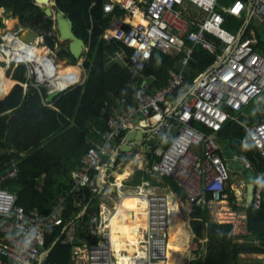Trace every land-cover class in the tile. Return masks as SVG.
<instances>
[{
	"label": "built area",
	"instance_id": "1",
	"mask_svg": "<svg viewBox=\"0 0 264 264\" xmlns=\"http://www.w3.org/2000/svg\"><path fill=\"white\" fill-rule=\"evenodd\" d=\"M80 3L81 0H78L79 9ZM96 4L87 0L84 12L80 9L81 16L86 18ZM227 15L234 18V22L244 19L242 26L235 31L227 29L225 25L232 24L227 20ZM105 17L110 22V28L104 38L117 40L132 49L131 56L119 51L116 58L125 57L128 65L144 69L154 52L159 50L168 54H182V66L171 70L166 84L155 92L142 87L135 94V105L129 106L125 97L117 100L115 105H109L104 116L110 129L100 141H95L88 148L80 165L72 171L74 189L80 191L83 187L91 186L106 198L113 185L116 191L122 193L121 202L123 197L130 195L124 194L123 185L120 188L111 180L105 185L101 183L103 171L119 165L113 166L117 163L118 136L128 131L142 133V152L145 148L155 147L148 144V139L163 137L161 130H170L176 122L178 135L166 149L156 146L153 154L158 159L149 170L175 178L186 189L191 204L208 208L214 222L232 224L234 233L247 232V216L233 208L227 192L230 184H233L234 196L241 204L246 186L241 173L228 167L224 145L216 139V135L230 120H236L234 113L242 112L264 95V53L254 48L258 40L256 30L264 23V0H107ZM137 17L139 22L134 24ZM26 30L18 26L17 30L0 35L3 42L0 43V52L4 49L6 36L22 41L20 35ZM88 32L92 33V29ZM50 37H55V34L51 33ZM44 39L46 37L38 34V42L33 45L40 48ZM217 42L226 45L227 52L191 86L187 85V69L196 49L201 47L215 54L218 51ZM51 53L47 55L48 67L36 68L29 61L7 63L6 75L14 64H25L28 82L23 86L26 89L30 85L40 90L47 88L48 97L55 90L61 95L67 89L84 83L87 77L84 61L77 65L63 62L65 67L78 71L61 74L62 62H58ZM59 77L68 83L65 89H54L48 81L49 78ZM45 104L52 107L54 103L47 100ZM244 126L251 144L264 158V119ZM123 140L128 143L126 136ZM131 151L128 153L134 160L139 152ZM242 158L245 165L252 168L244 155ZM139 169L145 171L146 167L139 165ZM19 171L16 157L0 164V230L6 233L0 238V264H44L46 230L63 224L61 206L65 199L59 198V203L48 214H42L39 210L28 212L18 204V194L5 187L8 179L18 177ZM95 173L97 179L94 178ZM133 194L146 203L144 212L149 256L144 264H166L168 233L175 226L171 201L166 195L157 193L145 179L133 187ZM251 205L257 209L261 207L260 176L255 184ZM103 208L105 211L102 209L101 214L92 220L91 233L98 241L75 248V264H117L112 249V221L116 208L108 214ZM69 241L72 242L73 237L70 236Z\"/></svg>",
	"mask_w": 264,
	"mask_h": 264
},
{
	"label": "trees",
	"instance_id": "2",
	"mask_svg": "<svg viewBox=\"0 0 264 264\" xmlns=\"http://www.w3.org/2000/svg\"><path fill=\"white\" fill-rule=\"evenodd\" d=\"M91 1L97 4L83 18L80 9L84 12L87 0H81L80 9L78 0H57L58 9L72 19L76 36L83 39L89 48L83 62L87 77L82 85L67 89L49 107L45 104L48 100L47 88L40 90L30 85L26 89L23 86L28 82V68L25 64H21L15 71L9 70V77H5L3 68H0V84L4 85L0 89V164L16 157L20 170L18 177L8 179L5 187L18 194V204L28 212L39 210L42 214H48L59 203V198L65 199L61 206L63 224L46 230L44 264H74L72 254L75 247L98 241L91 233L92 220L101 213L104 194L96 193L91 186L83 187L80 191L74 189L72 171L80 165L88 148L95 141H100L110 129L104 111L124 97L128 99L129 106L135 105V94L142 89L144 80L154 79L144 89L155 92L166 84L171 70L182 66V54H168L159 50L154 52L144 69L128 65L123 59L114 60L119 51H125L128 57L131 56L132 49L117 40L108 41L104 38L110 28V22L105 17L107 0ZM2 10L17 18L19 26L46 37L53 51L56 50L60 40V33L58 29L55 30L56 22L45 15L36 0H0ZM227 20L232 22L235 19L227 15ZM5 26L4 18L0 16V28ZM225 26L232 28V24ZM91 29L92 33H89ZM51 33L55 37H50ZM247 35L250 33L247 32ZM256 36L258 40L254 48L264 53V31L256 30ZM216 45L218 51L215 54L201 47L196 49L187 69V85L191 86L227 52L226 45L219 42ZM62 52L74 65L79 63L72 58L68 48ZM11 78L12 83L9 82ZM16 82L19 84L16 85ZM257 103L260 109L255 111L256 115L254 112L246 121L230 120L218 133L219 142L223 145L232 139L240 142L244 147L242 152L245 158L260 176L259 209L253 205L246 207L244 203L238 204L236 196L230 197L233 208L247 216V235L257 241H240L243 236L234 233L232 224L214 222L208 208L192 204L194 212L191 229L197 254L194 264H264V158L251 144L248 130L244 126H251L264 118V103L256 99L251 107L255 110ZM125 136L126 132L118 136L116 147L121 146ZM155 149H148L147 168L145 171L135 170L131 185H139L143 179L151 185H165L186 205L191 204L186 189L175 178L166 175L159 177L149 170L158 159L153 154ZM126 154L119 150L117 161H125L122 157L126 158ZM97 177L95 173L94 178ZM177 203L181 208L176 214V230H170L169 233V245L173 249L170 250L168 264H175L176 254H183L178 264H185L190 252L189 246H177L190 221L183 205ZM5 235L0 230V238ZM69 235L73 237L72 242H69Z\"/></svg>",
	"mask_w": 264,
	"mask_h": 264
},
{
	"label": "bare ground",
	"instance_id": "3",
	"mask_svg": "<svg viewBox=\"0 0 264 264\" xmlns=\"http://www.w3.org/2000/svg\"><path fill=\"white\" fill-rule=\"evenodd\" d=\"M12 22L13 21L7 22L9 29L12 28ZM138 22L139 18H134L133 23L137 24ZM3 47V51L0 52V61H5L9 64L29 61L33 62L36 65V68H40L42 66L48 67V57L42 56L41 49L36 45L24 43L12 36H6L4 39ZM60 68L61 72H64L63 69H72V67H65L63 63L61 64ZM48 81L51 83V86L54 89H65L68 86V83L63 80V77H59L57 79L49 78ZM3 87L4 85L0 84V89H3ZM117 185L122 188L120 184ZM134 198H137V200H135ZM129 199L134 200L135 202L137 201V204L139 206L138 208H140L141 211V214L137 217H134L133 220H131L130 218H120L124 215L129 216L130 212H133L135 215V211L127 206L130 205ZM133 205H135V203ZM135 206L137 207V205ZM145 208L146 203L144 201L140 200L137 196L131 195L124 197L122 201L117 205L116 212L112 221V249L114 258L117 260V264H144L148 259L149 242L145 223ZM174 212L175 213L172 215V219L175 218L177 213V210L175 208ZM170 250L171 247L169 245L166 264H168L169 261Z\"/></svg>",
	"mask_w": 264,
	"mask_h": 264
},
{
	"label": "water",
	"instance_id": "4",
	"mask_svg": "<svg viewBox=\"0 0 264 264\" xmlns=\"http://www.w3.org/2000/svg\"><path fill=\"white\" fill-rule=\"evenodd\" d=\"M36 4L39 5L45 15L52 20H56L58 31L60 33V38L62 42H68V50L73 59L78 61H84L86 58V53L88 52L87 45L85 41L76 36L74 32V23L71 18H69L64 11L58 9L57 0H36ZM20 39L27 44H36L38 42V33L32 30H26L20 35ZM40 49L42 56H47L53 51L50 42L44 39L40 44ZM68 64H72L71 59L66 58ZM154 81L153 78L146 79L142 82V87L151 84ZM19 84L16 82V85ZM58 98H60V92L55 90L48 97L49 103H54ZM138 135L142 138V133L139 132H129L126 135L127 142H133ZM161 135H164L160 139L151 138L148 139V144L153 146H160L166 149L172 141L178 135V123H174L172 128L168 131L166 129L161 130ZM134 148V144L124 143L118 150L121 151H131ZM243 152L240 148V142L235 140H229L224 144V156L228 160V167L234 169L241 173V178L246 186V201L245 206L249 207L254 199L255 184L259 174L250 167H247L242 158ZM115 188V186H110ZM116 189V188H115ZM131 220H133V213L130 212ZM65 230L63 231L64 234Z\"/></svg>",
	"mask_w": 264,
	"mask_h": 264
},
{
	"label": "rangeland",
	"instance_id": "5",
	"mask_svg": "<svg viewBox=\"0 0 264 264\" xmlns=\"http://www.w3.org/2000/svg\"><path fill=\"white\" fill-rule=\"evenodd\" d=\"M0 16H2L3 18H4V24L6 25L4 28H0V35H5V33L6 32H8V31H14V30H17L18 29V23H19V21H18V19L17 18H14V17H12L10 14H6L5 13V11L4 10H2V11H0ZM8 21H13L12 22V28L11 29H9L8 28V25H7V22ZM55 22H56V20H54ZM243 22H244V19H239V20H236L235 22L234 21H232V28H229V27H227L226 26V28L227 29H231L232 31H233V27L236 29V28H240L242 25L241 24H243ZM234 23H236V24H234ZM234 24V25H233ZM56 25H57V23H56ZM58 29V27L57 26H55V30H57ZM235 31V30H234ZM257 31H260V32H263L264 31V23L262 24V25H260V27L259 28H257ZM59 38H60V34H59ZM3 43V42H2ZM0 47H2V45H0ZM64 48H68V44H65V43H63L62 41H61V38H60V40H59V45L57 46V48H56V50L55 51H52V53L50 54L52 57H54L58 62H64L65 63V61H66V57H64L63 55H62V51H63V49ZM2 59H3V57H2ZM117 59H123V60H126L127 61V59L124 57H122V58H116V59H114V60H117ZM80 63H81V61H79ZM20 65V64H19ZM19 65H17V64H14L13 65V67H12V70L13 71H15L18 67H19ZM0 68H4V69H2V70H4V73L6 72L7 73V71H6V69H7V63L5 62V61H0ZM78 71L77 69H74V68H72V69H63V71L64 72H61V73H66V72H70V71ZM0 73H2V72H0ZM5 77H6V75H5ZM7 77H9L8 75H7ZM13 81V79L11 78V80L9 81V82H12ZM47 85H48V83H47ZM63 88H65V87H63ZM260 100V99H259ZM261 103H264V95L263 96H261ZM260 104L259 103H257V108L255 109V110H259L260 109ZM255 110H253V106L251 107V106H248V107H245V109L242 111V112H237V113H234V116H235V119L236 120H243V121H246V120H248V118H250L251 116H253V113L255 112ZM257 112V111H256ZM216 139L218 140V141H220L219 140V138H218V134L216 135ZM141 144L140 145H137L136 147H135V151L136 150H141ZM147 149L148 148H145L140 154H139V156H138V158H135L134 160H132L131 158H132V155L131 154H129V155H127L126 154V158L125 157H122L125 161H126V163L125 164H121L120 162H118L119 164H120V167L121 166H126V164L127 163H130V169H132L131 170V172L133 173L136 169H138V167H139V164H140V162H142L143 163V166H145L146 167V163H147V161H146V155H147V153H146V151H147ZM118 163H116L115 165H113V166H116ZM147 168V167H146ZM110 172H111V168H108V169H106V170H104L103 171V174H104V178H106V176L108 175V174H110ZM235 172H233V174H234ZM129 178H131V177H129ZM110 180H111V183H113V184H115V177L114 176H112L111 178H110ZM109 182V180H107V183ZM234 183H236V182H234ZM159 192L161 193V194H165V195H167L169 192H168V190H166L165 188H163V187H161V188H159ZM245 193V196H244V198H243V201H241L240 203L241 204H243L244 203V205H245V201H246V192H244ZM116 200V199H115ZM118 200H116V202H117ZM231 201V200H230ZM172 202H174V200L172 199ZM188 207V209L190 208V210H193V208H192V206H187ZM194 211V210H193ZM138 216V215H137ZM189 217H191V216H189ZM174 222H175V226L174 227H172L170 230L172 231V230H176V225H177V218H176V216H175V220H174ZM190 221H189V224H188V226L185 228V230H184V232H185V235L181 238V240H179L178 242H177V246H183V248H187V246H189L190 247V252H189V255H188V257L186 258V262H185V264H194V261H196L197 260V254H196V241H195V238H194V235L192 234V229H191V227H190ZM236 233H237V231H236ZM171 249H173L172 247H171ZM176 256V262H175V264H178V260L179 259H181L182 258V256H183V254H176L175 255Z\"/></svg>",
	"mask_w": 264,
	"mask_h": 264
},
{
	"label": "crops",
	"instance_id": "6",
	"mask_svg": "<svg viewBox=\"0 0 264 264\" xmlns=\"http://www.w3.org/2000/svg\"><path fill=\"white\" fill-rule=\"evenodd\" d=\"M260 25H262V24H260ZM19 26V25H18ZM17 26V27H18ZM67 62V61H66ZM259 100V99H258ZM260 100H261V98H260ZM259 100V101H260ZM256 111V110H255ZM255 115H256V112H255ZM264 119V118H263ZM247 125V124H246ZM249 126V125H248ZM129 132H136V131H128L127 133H126V135L129 133ZM137 136H139V137H137L133 142H134V148H133V150L135 151V147L137 146V145H142V142H141V140H142V138H140V135H138V133H137ZM160 139V138H159ZM130 142V141H129ZM128 142V143H129ZM139 142H140V144H139ZM124 144V140H122V142H121V146ZM119 148H120V146H118ZM141 147V146H140ZM240 148H241V150L243 151V149H244V147L240 144ZM120 150V149H119ZM118 150V151H119ZM132 150V151H133ZM131 151V152H132ZM125 152H127V151H125ZM135 152H139V154L141 153L140 152V149L139 150H136ZM127 155H129V153L127 152ZM244 155V154H243ZM139 156V155H138ZM138 156L137 157H135V158H138ZM111 157V156H110ZM109 157V160L111 159ZM134 158V159H135ZM116 161H117V157H116ZM118 162H121V164H125L126 163V161H117V163ZM116 163V162H115ZM119 164V163H118ZM140 166H143V163L142 162H140V164H139ZM111 168V172H110V174H108L107 176H106V178H104V174H103V178H102V184L103 185H105V184H107V180H110V177H111V175L112 174H114V177H115V183L116 184H120L121 186L123 185V192H124V194H130L131 196H134V194H133V187H134V185H131V184H133L132 182H133V175H134V172L132 173L131 172V170L132 169H130V163H127L126 164V166L124 165V166H121L120 167V164L118 165V166H116V167H110ZM138 169H139V167H138ZM155 175H158L159 177H162L163 175H161V174H156V173H154ZM121 176V177H120ZM129 177H131V178H129ZM118 180H120V182L118 183ZM153 188H154V190L157 192V193H160L159 192V188H161V187H163V188H165L166 190H168V194L166 195L167 196V198L171 201V204H172V208H173V210H174V208L177 210V212H178V210H179V208H181V206H179V204L177 203V202H179V203H181L182 205H183V207H184V209L187 211V213L189 214V216H191V217H189L190 218V223H192V221H193V210H190V208L188 209V207L187 206H192V204H188V205H186L181 199H178L176 196H175V194L171 191V189L169 188V187H166L165 185H160V186H155V185H151ZM232 189H234V185L233 184H230V186H229V189H228V195H229V200H231L230 199V197H231V195L233 194L234 195V193H235V191H233ZM113 194V195H112ZM121 194L122 193H120L119 191H116V189L115 188H112V187H110V189H109V194H108V196L105 198V197H103V203H102V205H101V211H102V209L104 210V208L103 207H105L106 208V214H108V212L110 211V212H112L113 211V209L114 208H117V205L120 203L119 201H120V198H121ZM161 194V193H160ZM163 195H165V194H163ZM232 195V196H233ZM105 198V199H104ZM124 198V197H123ZM118 200L117 202H116V200ZM135 200H137V198H134ZM172 199L174 200V202H172ZM135 203V205H137V207L135 206V205H133ZM129 204L130 205H127L128 207H130V208H132V210L133 211H135V215H134V217H137V215L139 216L140 214H141V211H140V208H138L139 206H138V204H137V201L135 202L134 200H131V199H129ZM133 205V206H132ZM193 208V207H192ZM105 211V210H104ZM241 212V211H240ZM175 213V212H174ZM101 214V213H100ZM177 214V213H176ZM129 215H130V213H129ZM120 218H130V216H122V217H120ZM190 227H191V224H190ZM66 230V229H65ZM235 234H238V235H242L243 236V238H241L240 239V241L242 240L243 242H256L257 240L256 239H254L253 237H251V236H249V235H247V232H244V231H242V232H237V233H235ZM71 235H69V237H70ZM70 242V241H69ZM84 246H86V245H83V246H78L79 248H81V247H84ZM75 248H77V247H75ZM75 248H74V250H75ZM74 250H73V254H72V261L74 262V264H75V261H74V259H73V256H74ZM263 255H259V257H262ZM243 257H245V255H243Z\"/></svg>",
	"mask_w": 264,
	"mask_h": 264
},
{
	"label": "flooded vegetation",
	"instance_id": "7",
	"mask_svg": "<svg viewBox=\"0 0 264 264\" xmlns=\"http://www.w3.org/2000/svg\"><path fill=\"white\" fill-rule=\"evenodd\" d=\"M63 43H65V44H69L68 42H63ZM58 46V45H57Z\"/></svg>",
	"mask_w": 264,
	"mask_h": 264
}]
</instances>
